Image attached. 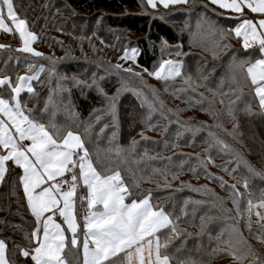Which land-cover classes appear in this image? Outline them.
<instances>
[{
	"label": "snow or ice",
	"instance_id": "obj_1",
	"mask_svg": "<svg viewBox=\"0 0 264 264\" xmlns=\"http://www.w3.org/2000/svg\"><path fill=\"white\" fill-rule=\"evenodd\" d=\"M187 3L188 0H146V6L152 9H156L158 5L168 9L170 5ZM209 4L225 10L216 12L212 9L215 15L234 20V26L225 29L207 16H201L196 22L195 30L190 33L191 37L210 43L212 47L206 50H210L215 59L221 51L231 48V45L225 41L227 37L234 35L241 41L247 56L238 57L232 54L227 61V74L219 77L214 88L207 84L208 77L203 73H199L200 82L195 81L181 60H161L153 66L151 71L144 68L142 72L161 82L165 92L171 91L176 98H180V94L184 93V102L189 107H199L201 111L212 116L214 125L207 127H222L220 122L222 114L226 113L231 120L236 119V103L243 95L244 86L254 92L253 99L258 101L259 108L264 114V0H208L204 7L207 8ZM226 13L230 15H225ZM6 20L11 21L12 26H9ZM13 27L21 42L20 47L15 51L49 61L47 70L43 63L37 68L35 62H29L27 67L31 70V74L17 76L15 83L8 75L0 77V182L4 181L5 173L9 172L12 166L21 170L15 175L18 176L23 197L35 225L30 232V238L29 234L25 233L27 246H16L19 249V256L30 258L33 264H173V261L176 264H204L203 261H197L191 257L178 259L176 253L181 251L183 245L169 253L173 239L180 236L184 230L179 227L180 216L151 202V190L146 192L140 190V194L136 195L134 189H139L140 183L145 180L151 182V177L143 174L137 176L129 168L127 169L129 180H131L129 184L119 170V164L127 163L129 157L136 152L138 144L135 140L127 146H121L117 142L120 127L117 111L119 96L122 92L131 91L140 101L141 106L148 109L147 116L142 121L145 127L149 130H158L155 125L149 123L153 113L159 112L162 119H168L167 114L174 111L166 108L165 102L159 96V90L146 84L142 72L135 71L131 66L122 67L120 64L112 67L117 74L120 71L127 73L128 78H120L121 87L117 88L111 96L100 84L104 77L98 79L96 73L92 74L90 80H80L76 75L71 77L60 75L56 64L60 59L69 58L70 54L66 52L65 57L54 59L37 51L32 45L39 36L29 29L26 19L20 18L14 0H0V30L13 33ZM177 47L180 46L177 45ZM3 48L8 46L0 44V49ZM164 48H167L166 42H164ZM250 49L251 52H249ZM136 51L137 49H132L133 53ZM182 54L179 51L176 53L178 56ZM254 55L258 58H253ZM129 58L135 63V55L129 57L126 50L122 59ZM9 59L13 57L10 55ZM15 59L18 61L19 57ZM3 63L6 66L8 60ZM45 71L49 77L48 96L43 103V108L37 111L27 107L28 101L22 98L21 93L26 91L29 98H35L38 94L34 91L31 82H39L41 73ZM53 76L58 77L55 89L51 87ZM131 78L141 81L140 89L147 88L151 99L144 91L130 87ZM177 79L182 81L178 87L175 86ZM69 80L72 87L81 89L82 94L84 89H94L104 101L103 108L92 109L89 119L94 117V120L99 122L103 116H108L112 121L113 131L108 139L109 147L106 149L108 166L103 167L102 170H98L95 166L105 163L101 160L99 151H90L84 137L79 132L73 131L71 124L57 122V116L60 114H63L68 121L79 118V113L76 112L71 100V91L66 83ZM225 83L229 85L227 91L223 90ZM200 87H206L212 98L209 99L204 93H198V98L188 95L189 91L195 93ZM65 92L68 93L67 100L61 95ZM217 98L222 105H225L227 100L223 113L215 108ZM180 111L183 109H176L175 113L178 114ZM244 111L251 112L250 108H245ZM45 116H47V122H42ZM82 123L84 136L90 138L92 124L87 121ZM203 123L200 122L201 125ZM107 127L108 124L105 123L100 128V133H103ZM185 127L188 131H200L199 127L192 125ZM235 128L236 125H234ZM141 136L145 140L148 139L143 136V133ZM208 136L210 147L219 146L224 151H231L230 145L214 132L209 131ZM144 155H147V150ZM204 155L205 159H201V154L195 157L201 170L207 178L217 180L221 187H225L226 182L222 177H214L207 172L206 165L212 161L207 150ZM93 156H95V162ZM234 156L237 163H243L250 173L264 176V173L257 172L246 160L240 158L238 153H234ZM148 159H155V157H148ZM168 159L171 161V158ZM113 162L117 163V169L114 171L111 168ZM186 163L188 161H180L179 170L182 171ZM217 167L224 166L217 165ZM189 170L194 174L197 172L195 166H191ZM153 172H160V170L153 169ZM167 175L166 168L161 173L166 183ZM172 178L176 179L177 174L172 173ZM202 187L206 192L211 191L206 186ZM227 187L232 190V203L237 215L241 216L238 197L243 194L238 192L235 184ZM244 187L247 190L246 178ZM215 199L221 198L215 197ZM196 203H202V201ZM256 208H264V193L261 194L258 204H253L250 198L247 200L248 219L244 222V227L249 230L252 225L253 209ZM223 211L231 210L223 209ZM181 213L184 214L183 209ZM194 214L195 209H193ZM255 215L260 232L256 238L264 243V224L260 223L264 221V215H261L259 211H256ZM201 221L200 232L202 233L205 228L203 216ZM238 224L239 221L230 226L227 239L223 238V230L217 235L215 238L217 247L212 249L210 258L224 253L230 255L237 264H243L248 257H252V264H264V259L260 258L247 243ZM220 244L227 247L220 248ZM73 253L74 259L69 260L68 256ZM0 264H12L7 256V245L3 239H0Z\"/></svg>",
	"mask_w": 264,
	"mask_h": 264
},
{
	"label": "trees",
	"instance_id": "obj_2",
	"mask_svg": "<svg viewBox=\"0 0 264 264\" xmlns=\"http://www.w3.org/2000/svg\"><path fill=\"white\" fill-rule=\"evenodd\" d=\"M143 2L142 7V0H14L18 15L26 19L31 31L38 34L39 39L36 42L46 47V50L41 52L44 56L56 59L65 57L66 52L70 54L69 58L58 60L56 64L58 73L67 77L76 75L80 80H90L92 74L96 73L98 79L104 77L100 84L109 96L121 87V77L128 78L127 73L120 71L117 74L112 66L117 64L115 56L122 53L129 42L138 49L136 63L149 71L160 56L158 49L164 42L179 45V52L183 53L179 57L185 63L187 72L197 82H200L199 73H203L208 77L207 84L213 88L219 77L227 74L226 65L232 54L238 57L247 56L239 38L234 35L227 37L225 41L231 45V48L221 51L215 59L212 52L206 50L212 47L206 40L191 42L190 33L195 30L194 24L196 25L201 16H207L217 23L221 22L225 29L235 24L234 20L215 15L212 9L216 12H224L217 6L209 4L205 8L204 5L208 3V0H188L187 4L170 5L168 9L163 7L152 9L146 6L145 0ZM191 16L195 22H191ZM181 20L189 23L187 29L183 30L180 26L172 24L173 22L181 23ZM231 23H234L233 26ZM127 32L133 34L135 39L126 35ZM251 51L250 49L249 52ZM257 57L253 56V58ZM34 62L38 65L43 63L46 70L49 66V61L41 58L35 57ZM57 79V76L51 78L53 89L56 88ZM66 83L71 91V100L76 112L79 113V118L68 121L63 114H60L57 116V122L71 124L72 130L84 137L90 151H99L101 160L105 163L95 166L98 170H102L103 167L108 166L106 149L109 147L108 139L113 131L112 121L110 117L103 116L101 121L96 122L94 117L89 119V114L93 108H103L104 101L94 89H84L82 94L80 88L72 87L70 80ZM39 84L41 86L38 88ZM140 84L138 79L131 78L130 87L144 91L151 99L149 90L140 89ZM181 84L180 79L175 81L176 87ZM48 85L49 77L45 71L41 73L39 82L33 81L34 91L38 94L35 98H29L26 91L21 94L22 98L28 101V108H34L37 111L43 108V103L48 96ZM147 85L158 89L166 108L174 111L167 114L168 119H162L159 112L153 113L149 123L155 125L158 130H149L142 122L147 116L148 109L141 106L140 101L131 91L121 93L117 103L120 126L117 142L121 146H127L135 140L138 144L136 152L129 157L127 163L119 164V170L129 184H131L127 171L129 168L137 176L141 174L150 176L151 182L145 180L140 183L139 189H134L136 195L140 194V190L145 192L151 190V202L154 205L162 206L166 211L180 216L179 227L184 232L173 239L169 253L183 245L181 251L176 253L178 259L191 257L194 260L203 261L204 264H211L228 258L229 263L225 264H237L230 255L219 253L210 258L209 254L213 248L217 247L215 239L217 235L223 230V238L227 239V230L239 221L237 212L233 210L231 204L232 190L227 186L235 184L238 190V187H244L246 178L248 188L245 189L244 196L247 200L252 199L253 204H258L261 194L264 193V176L250 173L243 163H237L234 156V153H238L239 157L246 160L257 172L264 173V114L259 108L258 101L253 99L254 92L247 86L243 87V95L236 103L235 120H231L224 113L220 119L222 127H207L214 125V118L201 111L199 107H189L184 102V93L180 94V98H176L171 91L165 92L164 85L156 79H152V82ZM228 87L229 85L225 83L223 90L227 91ZM206 91H208L206 87H200L195 93L189 91L188 95L198 98V93H204L211 99V93L208 95ZM61 95L65 100L68 99L67 92ZM226 104L227 100H225ZM225 105L220 104L217 98L215 103L217 111L223 113ZM205 106L207 107V104ZM186 108L203 117L190 118L185 114ZM245 108H250L251 112L244 111ZM176 109H183V111L177 114ZM84 121L93 126L90 138L84 136L82 123ZM42 122H47V116L42 118ZM200 122H204L203 125ZM105 123L108 127L100 133V128ZM78 124L79 127H77ZM186 125L199 127L200 131H188ZM234 125H236L235 129ZM209 131L214 132L230 145L231 151H224L219 146L210 147ZM141 133L148 139H143ZM229 133L232 134L229 135ZM145 150L147 155H144ZM205 150L212 161L206 165L207 172L214 177H222L226 182L225 187H221L219 181L207 178L195 160L197 154H201V159H205ZM148 157H155V159H148ZM168 158H171V161ZM93 160L95 162V156ZM182 160L188 163L184 164L181 171L178 166ZM217 165L224 167H217ZM191 166L196 167L195 174L189 170ZM111 168L113 171L116 170L117 163L113 162ZM166 168L167 183L161 177V173ZM153 169H159L160 172H153ZM20 172L19 168L12 166V169L5 173L4 181L0 182V237L5 239L7 256L12 264H33L30 258L19 256V249L16 247L17 245L27 246L25 233H28L30 238L33 226V217L27 208L18 176L15 175ZM172 173L177 174L176 179L172 178ZM14 181L15 186H13ZM158 183L163 185L158 186ZM202 186H206L211 191L206 192ZM215 197L221 199L216 200ZM197 201L202 203H196ZM181 209L184 210V214L181 213ZM193 209H195L194 215ZM223 209L231 211L225 212ZM202 216L205 228L201 233ZM252 216L255 217L254 213ZM238 227L243 234L244 227L240 221ZM188 233L192 235H187ZM197 233L200 234L197 235ZM249 240L247 238V243L252 245ZM219 247L227 246L220 244ZM74 255V253L70 254L68 259L73 260ZM173 264L176 262L173 261Z\"/></svg>",
	"mask_w": 264,
	"mask_h": 264
},
{
	"label": "rangeland",
	"instance_id": "obj_3",
	"mask_svg": "<svg viewBox=\"0 0 264 264\" xmlns=\"http://www.w3.org/2000/svg\"><path fill=\"white\" fill-rule=\"evenodd\" d=\"M145 2H146V0H145ZM158 7H163V6H159L158 5ZM190 19H191V22H193V21L195 22V20L192 18V16L190 17ZM6 23H8L9 26H12L11 25V21H7L6 20ZM181 23L173 22L172 24L175 25V26L176 25L180 26V28L183 29V30L187 29L186 25L188 26L189 23H187L184 20H181ZM218 24L225 28V26L222 25L221 22H218ZM233 24L234 23H231L232 26H233ZM194 27H195V24H194ZM126 35L131 37V39H135V36H132L133 34H131V33L127 32ZM198 40H201V39L194 38V37L191 38V42H194V41L197 42ZM133 42H134V40H133ZM205 43H207V42H205ZM0 44L8 46V48L0 49V77H2L3 75H8L11 78V80L13 81V83H15V80H16L17 76H23V75L31 74V70L27 67V64L29 62H34L35 57L31 56L28 53H22V52L15 51L18 47H20L21 42L19 40L18 33H15L14 27H13V33H5L2 30H0ZM32 46L39 52H44V50H46L45 46L39 45L36 41L33 43ZM132 49H137V48L135 46H132L131 42H129L126 45V47L123 49V52L120 53V54H117L115 56L116 63L122 65V67L131 66L135 71L142 72L143 68H141L136 63V61L134 63L133 60L130 59V58L129 59H122V57L124 56L126 50L128 52L129 57H131L133 55H135V57H136L138 49H137V51L135 53L132 52ZM177 51H179V48L177 47L176 44H168L167 43V48L165 49L164 48V43H163V45L160 46V49H158V53H160V56L158 57V59H157V61H156V63L154 65H157L158 62L161 61V60H169V59H171V60H181L180 57L178 55H176ZM10 55L13 57V59H9ZM15 57H19V60L17 61L15 59ZM5 60H8V64L6 66L3 63ZM36 67L38 68L39 65L36 64ZM142 75H143V80L146 82V84L152 82V79H154L153 77L149 76L147 73H143L142 72ZM138 82L141 83L140 80H138ZM31 83L33 85V81ZM42 83L43 82H41V84ZM41 84H39V86H37V87L39 88L41 86ZM206 93L208 95H210L209 91H206ZM178 104L182 105L181 103H178ZM185 114L189 115L190 118L199 119V117H203L202 115H199L197 112H195V111H193V110H191L189 108H186ZM161 185H163V184L158 183V186H161ZM238 190H239V193L243 194L242 196L238 197V200L240 202L242 215L238 216L237 213H236V216H237V218H239V221L241 222V225L244 227V222L248 219V213L246 211V209H247V198L244 196L246 191H245V187H238ZM26 204H27V202H26ZM231 204L233 205V203H232V195H231ZM233 210L235 212H237L236 208L234 207V205H233ZM256 211H259L261 213V215H264V208L253 209L254 215H255ZM251 221H252L251 230H249L247 227H244L243 235L245 234L244 237H245L246 240H247V238L250 239L249 241H251L252 249L258 254V256L260 258L264 259V243H261L256 238V236L260 235L259 224L257 223L256 215H255V217L251 216ZM260 223L264 224V221H260ZM34 226L35 225H34V218H33V226H32V228ZM227 233H228V230H227ZM254 233H255V235H253ZM0 239H3L5 241V239L2 238V237H0ZM81 255H82V253H81ZM225 263H229L228 258H223L221 261L218 260V261L212 262L211 264H225ZM243 264H252V257L246 258L243 261Z\"/></svg>",
	"mask_w": 264,
	"mask_h": 264
},
{
	"label": "crops",
	"instance_id": "obj_4",
	"mask_svg": "<svg viewBox=\"0 0 264 264\" xmlns=\"http://www.w3.org/2000/svg\"><path fill=\"white\" fill-rule=\"evenodd\" d=\"M78 206H79V204H78ZM81 259H82V255H81Z\"/></svg>",
	"mask_w": 264,
	"mask_h": 264
}]
</instances>
